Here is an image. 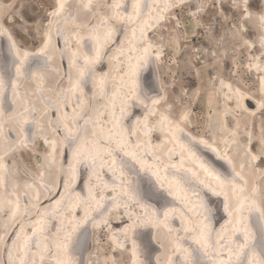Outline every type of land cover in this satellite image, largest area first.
Listing matches in <instances>:
<instances>
[{"label":"snow or ice","instance_id":"obj_1","mask_svg":"<svg viewBox=\"0 0 264 264\" xmlns=\"http://www.w3.org/2000/svg\"><path fill=\"white\" fill-rule=\"evenodd\" d=\"M186 3L191 17L214 41L208 56L224 58L230 53L235 58L242 52L249 55V70L254 66L264 73V8L254 12L250 0H228L227 11L222 0L211 4L207 0H51L42 27L27 25L13 0L3 4L0 214L13 222L21 215L27 217L29 207H36L28 200L30 191L39 201L40 190L51 192L60 178L68 192L82 166L90 169V182L106 166L111 177L102 181L103 188L111 187L117 195L102 211L104 198L97 200L94 195L99 184L88 187L85 197L71 193L66 200L61 195L50 209H36L39 219L33 221L30 235L21 226L8 239L5 225L0 231V264H100L90 258V249L97 239L96 229L110 227L107 217L113 208H123L121 215L127 222L119 238L110 237L115 242L113 251L121 253L111 264H264V186H250L242 174L244 167L264 163V138L256 150L246 149L247 161L237 171L233 161L220 156L208 140L194 134V129L185 130L193 123V97L186 86L180 84L168 95L163 85L153 84L151 75H143L155 69L164 55L161 30L168 27L171 33L181 27L179 21L166 25L173 17L165 13L184 9ZM209 8L215 9V23L204 19ZM225 23L226 29L217 27ZM17 31L38 33L39 45L22 46ZM118 35L122 39L117 40ZM103 62L120 73L119 91H105L109 73L97 67ZM89 86L92 96L86 99ZM258 91L264 109V76ZM18 95L20 108L15 107ZM97 96L107 103L98 108L92 102ZM6 103L13 107L6 109ZM130 107L144 110L142 121L137 120L132 129L123 124ZM49 111L56 113L54 119ZM108 114L111 119L104 118ZM149 117L154 119L150 122ZM34 130L43 134L44 146L43 156L36 161L29 147L35 144ZM153 132L162 134L160 143H152ZM246 143L252 144L251 136ZM167 144L172 147L165 148ZM158 148L163 151H154ZM64 149L71 161L60 163ZM202 149L225 160L228 169L206 159ZM79 206L84 207L83 215L75 212ZM90 209L97 214L90 215ZM221 211L228 219L214 230L213 220ZM177 216L180 226L174 228L170 220ZM45 218H59L51 233ZM156 231L165 234L166 243L157 240ZM154 243L164 249L163 259L154 256Z\"/></svg>","mask_w":264,"mask_h":264},{"label":"rangeland","instance_id":"obj_2","mask_svg":"<svg viewBox=\"0 0 264 264\" xmlns=\"http://www.w3.org/2000/svg\"><path fill=\"white\" fill-rule=\"evenodd\" d=\"M6 2L7 0H0L2 8L3 4ZM13 2L19 5L20 12L27 25L35 26L37 23H39L41 27L44 25V18L50 10L51 0H13ZM188 2L194 3L195 0H188ZM207 2L208 4H211L212 0H207ZM220 2L221 0H217V3ZM222 3L227 11L228 0H222ZM251 4L254 12L264 8L260 0H252ZM187 7L188 5L186 3L184 9L175 8L166 14L167 16L173 17L172 20L165 22L166 25H174L179 21L181 27L171 33H169L168 27L161 30L162 35L165 37L164 55L161 58V64L158 66L159 69L149 68L143 75H151V80L154 85H157L160 81L159 85L161 84L164 86V92L168 95L174 93L177 90L178 85H185L186 90L193 97L191 107L193 123L190 124L188 128L190 130L194 129V133L197 135L205 136L210 141H216L221 148L223 146L226 147L225 145H227L232 139L238 138L240 141V149L239 152H233V155L240 168V165L247 161V157L245 156L246 149L254 145L253 150H256L258 142L261 138H264V115H262L264 111L257 116V119L242 112L239 108L237 98L232 95L227 85L232 84L233 86H240L245 90L256 94L259 87V74L253 70V67L251 70L248 69V54L238 52L235 58H233L230 53L224 58H212L208 56V50L213 46L214 41H210L209 35L202 30V24L198 23L195 18L191 17L190 12L186 10ZM214 12L215 9L209 8L208 11L203 14L204 19L212 20L215 23ZM228 14L229 16L231 15L230 12ZM217 27L220 28V30H224L227 28V23L222 27L220 25H217ZM181 31L183 32L182 37L180 36ZM16 34L22 46L31 49L39 45L40 35L38 33L33 32L25 35L24 31H17ZM169 35H171V39H168ZM116 39L120 40L122 37L118 35ZM3 44L6 46V41H3ZM252 51L255 53V49ZM256 55H258V53H256ZM56 62H60L59 55ZM66 62L67 61L65 60L64 63ZM100 70L109 73V75L113 76L114 80H116V77L119 74L115 68L111 67L108 63L105 64L103 68H100ZM60 71L61 75H63L65 71L63 65L61 66ZM221 82H223V87ZM92 102L95 103L98 108L102 104H106L104 101L103 103L98 101L97 98ZM6 108H10V106L7 104ZM128 113H131L132 115H141L142 113L144 114V110L139 107H132L131 112ZM55 115L56 113L52 111L48 112V116L53 119L55 118ZM107 118L109 117L107 116ZM235 133H238V135ZM249 136L252 138V144L250 146L246 143ZM34 140L35 144L30 145L29 147L32 149L31 158L33 161H36V159L41 158L44 153L43 134L40 132L36 133ZM63 151L64 156L60 158V163L71 161L70 153H68L66 149ZM201 154L222 169L218 162L214 161V156H212V154L204 151H201ZM24 155L28 156V153L26 152ZM243 173L247 178L253 179L250 180L252 184L264 186V163L261 161H257L254 167H244ZM82 176L80 184L81 189L79 192L82 194L85 192V196H87L88 187L94 185L89 184V177H87L86 171H83ZM99 178L100 175L97 179ZM78 184L79 177L78 181H75L72 188H76ZM100 186L102 187V183H100ZM101 187H99V189ZM52 189L55 190L54 195L59 193L57 198L61 195L63 196L65 193L60 185V178H58L56 186ZM32 194L33 193L30 191V197L28 196V200L31 205H35L36 207H29L30 215L27 217L21 215L15 222H13L7 220L3 214H0V231L3 230L5 225H7L9 233L8 239H11L12 233L18 229V225L22 223L24 218L29 219L23 221V223H26L23 228L26 231L25 234L31 233L32 228L35 226L33 221L39 219V217L36 216V209L41 208L42 205L45 207L42 206L41 210L44 208L50 209L54 206L55 200H53V196L50 192L41 189L39 201L34 198L33 200ZM45 199H48L49 201L47 203L39 204L40 200L45 202ZM21 200V205L24 207L25 196L23 193H21ZM80 207L81 206L78 208ZM77 209H75V211ZM123 212V208H118V210L117 208H113L107 217L110 227L96 229L97 239L90 249V258L92 260H99L100 264H106V262L107 264H111L114 257L121 255L119 249L113 251V249H115V242L110 239V237L116 236L119 238L121 236L122 228L125 226L126 222L114 225L115 228L121 230H119V232H114L112 230L113 225L111 222L117 219H124L125 216L121 215ZM222 218H224V216L221 212L217 213V221L215 218L213 220L214 226L220 225V222L223 220ZM48 220V226H50L49 232L51 233L52 230L59 226V218H51ZM157 240L166 243L165 234L160 233ZM153 249L154 256H161V259H163L161 253L164 252V249H160L158 246L156 248L154 244ZM2 255L3 247L0 246V256ZM123 257L124 259H127V253H124ZM37 258H39V256H37Z\"/></svg>","mask_w":264,"mask_h":264},{"label":"bare ground","instance_id":"obj_3","mask_svg":"<svg viewBox=\"0 0 264 264\" xmlns=\"http://www.w3.org/2000/svg\"><path fill=\"white\" fill-rule=\"evenodd\" d=\"M252 0H250V2H251ZM261 1V4H262V6L264 7V2H262V0H260ZM159 2L160 3H163L164 2V0H159ZM253 3V2H252ZM172 11V10H171ZM170 12V11H169ZM166 14H168V12L167 13H165V15ZM2 16H3V8H2V5L0 4V19H2ZM149 35H151V33H149ZM72 41L70 40V42H69V48H71L72 46ZM82 51H86L87 50V48H85V47H82V49H81ZM58 55L59 54H57V57H58ZM115 62H113V64H114ZM105 64H107V62H103V63H101L100 65H98L97 67H98V70H100V68H103V66L105 65ZM159 64H161V63H159ZM159 64L156 66V68L157 69H159ZM114 68V67H113ZM116 70V69H115ZM253 70H255L256 72H257V70H256V68L253 66ZM112 71V70H111ZM124 71H126V68L124 69ZM156 72V71H155ZM161 72V71H160ZM159 72V73H160ZM115 73V72H114ZM145 73V72H144ZM143 73V74H144ZM258 74H259V87H260V78L262 77V76H264V73H260V72H257ZM116 76V75H115ZM120 73L117 75V77H116V80H114L113 79V76H111V75H109V77H108V83L106 84V86H105V91H108L109 89H111V90H113V91H119V83H120ZM159 83H160V81H159ZM158 83V84H159ZM161 85V84H160ZM232 85V84H231ZM239 87V89H240V92H237L236 91V89ZM259 87H258V89H259ZM230 91H231V93H232V95H234L236 98H237V100H238V105H239V108H240V110H242V112H244V113H246V114H248V115H251V116H253L255 119H257V116L261 113V112H263L264 111V109H261L260 108V106H259V99H260V97H261V93L259 92V91H257V93L256 94H253V93H251V92H249V91H247V90H245L243 87H240V86H233L232 85V88L231 89H229ZM163 91H164V88H163ZM92 96V89H91V86H89V87H87V88H85V98L86 99H88L89 97H91ZM97 99H98V101H100V102H102L103 103V101L105 102V103H107V99H101L99 96H97L96 97ZM9 99H10V94H9ZM20 99H21V97L18 95V97H17V104L15 105V107H17V108H20L21 107V104H20ZM7 104L10 106V108L11 107H13V105H11L10 103H6L5 104V108H6V106H7ZM231 106V105H230ZM238 107V106H237ZM131 108L132 107H130V109H129V112H131ZM140 108V107H139ZM7 109V108H6ZM9 109V108H8ZM119 112V102L117 101V113ZM130 114V115H129ZM107 116L109 117V118H107ZM143 116H144V114L142 113L141 115H132L131 113H127L126 115H125V117L123 118V124L128 128V129H132V127H133V125H135V122L137 121V120H141L142 121V119H143ZM105 119H111L112 117H111V115L110 114H108V115H106L105 117H104ZM117 119H119V115H117ZM127 119V120H126ZM154 118L153 117H149V121L151 122V120H153ZM230 120V119H229ZM29 127H30V125H29ZM138 127V126H137ZM186 131H188V130H190L189 128H187V129H185ZM36 131V130H35ZM36 133H39V131H36ZM195 134V133H194ZM236 135H238V133H235ZM12 135L13 136H15L16 135V133L15 132H13L12 133ZM199 137H202V138H205L206 140H208V138H206L205 136H200V135H198ZM158 137L159 138H161L162 139V134L161 133H159V132H153L152 134H151V140H152V143L153 144H158V143H160V139H158ZM136 137H133V139H135ZM141 139H143V136H142V134H141ZM208 142H209V144H211V146L213 147V148H215L218 152H219V154H220V156H222V157H226V158H229V159H231L232 161H233V163L236 165V169H237V171H241V168H239V166L237 165V163H236V160H235V158H234V155H233V152H239V149H240V147H239V144H240V141H239V139L238 138H234V139H232L229 143H228V141H227V145H225L226 147H219V144H217V142L215 141H210V140H208ZM222 143V142H221ZM224 144V143H223ZM226 144V143H225ZM253 146L254 145H252L251 146V149H253ZM164 147L165 148H167V147H172V145L171 144H167V145H164ZM154 151H156V152H160V151H163V149L162 148H158V149H154ZM202 151H204V152H208V153H210V154H212V156H214V161H216V162H218V164L222 167V169L223 170H227L228 169V164L225 162V160H220V159H217V157H216V155L213 153V152H211V151H208L207 149H202ZM83 171H86V174H87V177H89V173H90V169H88L87 167H84V166H82L81 168H80V175H79V184H78V186L76 187V188H72V186L75 184V181L77 180L78 181V178L72 183V185H71V187L69 188V190H68V192H65L64 193V197H65V199L67 200L68 199V197H69V194H71V193H78L79 194V196H81V197H85V192H84V194H82L81 192H79V190L81 189V181H82V173H83ZM98 171H99V173H100V178L99 179H97L98 177L97 176H95V175H93L92 176V180H91V182L89 181V184L90 185H100V183H102V181H104V180H109L110 179V177H111V173H108L107 172V169H106V166L105 167H103V168H100V169H98ZM242 174L244 175V173H243V171H242ZM245 176V175H244ZM245 178L249 181V185L251 186V185H253L251 182H250V180H253V179H249V178H247L246 176H245ZM264 178V177H263ZM255 185H257L258 186V184H255ZM90 187V186H89ZM101 187V186H100ZM51 193V195L53 196L52 198H53V200H56L57 199V196L59 195V193L57 194V195H54L55 194V190H53L52 189V191L50 192ZM88 193V192H87ZM33 195V194H32ZM94 195L96 196V199L97 200H99L100 199V197L102 196L104 199L101 201V203H102V205H103V207L100 209L101 211L103 210V208H106L110 203H111V197H113V196H115V195H117V193L116 192H114L112 189H111V187H109V188H107V189H104L103 188V184H102V187L99 189H97V192L96 193H94ZM30 197V196H29ZM34 198V195H33V197H32V199ZM35 199V198H34ZM33 199V200H34ZM51 199V198H50ZM77 199V197L75 196V195H73L72 196V200L73 201H75ZM221 200H222V198H220ZM21 194H20V204H21ZM49 200L48 199H45V202H42L41 200H40V202H39V204H43V203H47ZM218 203H219V201H218ZM43 206V205H42ZM42 206H41V208H42ZM63 206V203L61 204V207ZM21 207H22V205H21ZM43 207H45V206H43ZM93 207V209L95 208V205H93L92 206ZM23 208V207H22ZM40 208V209H41ZM78 208V207H77ZM76 208V209H77ZM44 209H46V208H44ZM118 210V209H117ZM112 211V210H111ZM76 214L77 215H83V212H84V207L83 206H81L80 208H78L76 211ZM89 212H90V215H92V216H95L97 213H96V211H92L91 209L89 210ZM221 214L224 216V218H222L223 220L221 221V220H219V221H221L220 222V225H216V226H214V224H213V229L214 230H218L222 225H224L225 223H226V221H227V219H228V217L226 216V214H224L222 211H221ZM125 218H127L126 216L124 217V219H122V220H120V219H117V220H113L111 223H112V230L114 231V232H116V231H118L119 232V230L120 229H117V228H115V226L114 225H116V224H123L124 222H127V219H125ZM46 220H47V222H48V225H49V220H48V218H45ZM25 220H29V219H26V218H24L23 219V221H25ZM124 220H126V221H124ZM215 220H216V217H215ZM23 221H22V223L21 224H19L18 225V228H20L21 226L24 228L25 227V225H26V223H23ZM217 221V220H216ZM170 222L172 223V225H173V227L174 228H178L179 226H180V223H179V217L177 216V217H175V218H173V219H171L170 220ZM218 224V223H217ZM229 227H231V225H228ZM48 228H50V226H48ZM121 231V230H120ZM144 231L145 232H147L148 230L147 229H144ZM117 232V233H118ZM24 233H26V231L24 230ZM160 233H163V232H161V231H156L155 232V236H156V238L158 237V235L160 234ZM28 235H30L31 233H27ZM115 234V233H114ZM181 235H183V233H180ZM116 235V234H115ZM154 246L157 248V246H158V248H160L161 249V247H160V245L159 244H157V243H154ZM163 249V248H162ZM37 256H39V254H36Z\"/></svg>","mask_w":264,"mask_h":264}]
</instances>
